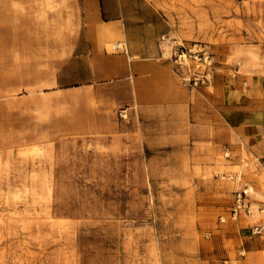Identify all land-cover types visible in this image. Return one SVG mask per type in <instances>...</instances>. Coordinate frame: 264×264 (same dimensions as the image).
<instances>
[{"label": "rangeland", "instance_id": "1", "mask_svg": "<svg viewBox=\"0 0 264 264\" xmlns=\"http://www.w3.org/2000/svg\"><path fill=\"white\" fill-rule=\"evenodd\" d=\"M100 2L196 112L132 99L97 4L0 0V264H264V157L177 133L220 127L206 84L264 100V0Z\"/></svg>", "mask_w": 264, "mask_h": 264}, {"label": "crops", "instance_id": "2", "mask_svg": "<svg viewBox=\"0 0 264 264\" xmlns=\"http://www.w3.org/2000/svg\"><path fill=\"white\" fill-rule=\"evenodd\" d=\"M89 1L95 6L98 5L97 18L101 32L104 35H124L126 39L125 55L117 54L113 58L116 62L127 64L124 70L118 68L116 74L131 79L132 99L151 110L171 111L181 114L184 120H189L196 109L190 104L189 95L177 97L174 94L176 81L163 52L156 48L151 53L148 41L135 37L133 33L137 27L130 26L123 15L108 16V9L103 8L100 0ZM135 39H140L139 48H135L133 44ZM233 86L229 80L223 79L219 83L206 84L197 91L196 97L207 108L217 111L220 124L218 129H204V137L199 136L201 131L196 127H187L186 131L179 130L177 133L183 136V140L215 144V148L235 146L236 142H241L261 154L260 157H264V100L256 97L247 99L241 90ZM191 96L193 98L194 95Z\"/></svg>", "mask_w": 264, "mask_h": 264}, {"label": "built area", "instance_id": "3", "mask_svg": "<svg viewBox=\"0 0 264 264\" xmlns=\"http://www.w3.org/2000/svg\"><path fill=\"white\" fill-rule=\"evenodd\" d=\"M191 82V79H188V83H190ZM239 202H240V198H238L237 199V201H236V203L238 204V206H236V207H233V209H232V213H233V215H236L237 214V210H238V208H239Z\"/></svg>", "mask_w": 264, "mask_h": 264}]
</instances>
